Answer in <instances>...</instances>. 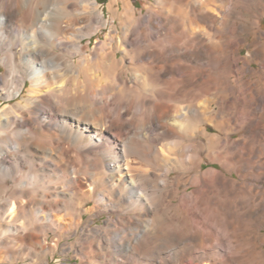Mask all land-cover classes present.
I'll use <instances>...</instances> for the list:
<instances>
[{
    "label": "bare ground",
    "instance_id": "bare-ground-1",
    "mask_svg": "<svg viewBox=\"0 0 264 264\" xmlns=\"http://www.w3.org/2000/svg\"><path fill=\"white\" fill-rule=\"evenodd\" d=\"M147 1L0 0V264H264V0Z\"/></svg>",
    "mask_w": 264,
    "mask_h": 264
},
{
    "label": "rangeland",
    "instance_id": "rangeland-1",
    "mask_svg": "<svg viewBox=\"0 0 264 264\" xmlns=\"http://www.w3.org/2000/svg\"><path fill=\"white\" fill-rule=\"evenodd\" d=\"M100 1L103 3L102 5L106 9L107 16L110 17L109 15H111V14H110V12L108 10V5H109L108 3H110L111 0H100ZM54 2L55 3L58 2V3L55 4ZM60 2H61V0H53L52 4L46 9L47 13H50V14L53 13V14L59 15L61 13V11H62V5H61ZM133 2L135 3L136 8L138 10H144L146 12L145 8H146V6L149 5V2L147 0H133ZM261 29L264 30V18L261 20ZM104 37H105L104 33L100 34V36H99L100 40H104ZM96 39H94V40H96ZM255 40H256V36H253V37H250L248 39V41L243 44V47L241 49V52H242L243 55H247V51L246 50H248L249 45ZM85 43H88V39H85ZM93 45H95L94 41L92 42L91 46L93 47ZM254 66H255L256 69H260V66L258 64H254ZM5 71H6V69L4 67H2L0 69V76H2L5 73ZM242 135H243V133H237L235 135V137L237 139H240ZM0 172L2 173L1 176H0L1 177L0 178V183H3V184L5 183L4 185H7V187L9 188V189L7 188V194H9L10 193L9 190H11V187H12V182H11L10 178H8V176H6L5 173H3V171H0ZM176 175H178V174H175L174 177ZM4 178H5V180H3ZM109 218H110L109 214L103 215V216L99 217V219H97L95 221V223L90 224V226L92 228H94L96 226H101V225H103L105 223L106 219H109ZM50 264H78V261L73 257V255H70V256L65 258L62 254H58L57 255V259H55L54 261L51 260Z\"/></svg>",
    "mask_w": 264,
    "mask_h": 264
}]
</instances>
